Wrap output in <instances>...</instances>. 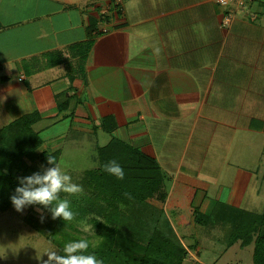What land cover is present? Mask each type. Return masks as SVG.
<instances>
[{
	"label": "crops",
	"instance_id": "crops-1",
	"mask_svg": "<svg viewBox=\"0 0 264 264\" xmlns=\"http://www.w3.org/2000/svg\"><path fill=\"white\" fill-rule=\"evenodd\" d=\"M257 4L223 25L227 8L215 0H0V126L37 110L43 145L74 144L72 158L111 137L138 148L161 170L167 195L159 205L177 229L182 206L193 221L195 209L208 214L206 224L223 206L258 213L264 4ZM82 41L92 43L78 68L69 46ZM57 50L62 62L35 64Z\"/></svg>",
	"mask_w": 264,
	"mask_h": 264
},
{
	"label": "trees",
	"instance_id": "trees-1",
	"mask_svg": "<svg viewBox=\"0 0 264 264\" xmlns=\"http://www.w3.org/2000/svg\"><path fill=\"white\" fill-rule=\"evenodd\" d=\"M91 43L92 41H82L69 46L73 56H78V68L85 61ZM45 55L47 65H55L64 60L60 50ZM24 68L27 74L31 72L26 64ZM39 118V112L33 110L0 126V211L12 204L10 197L20 186L18 178L36 172L43 173L37 162L49 168L53 165L47 163L48 156L55 157L59 164H64L61 162L62 157L64 162L72 160L71 147L74 144H63L52 149L42 147L44 140L40 131L33 127ZM110 119L112 120L111 117H105L104 123ZM113 127V122L104 125V129L109 132ZM91 148L94 150V155L91 154L92 158L96 157L98 164L86 169L80 178L83 192L77 195L60 194L62 199L70 201V208L75 214L74 219L64 221L62 218H57L54 220L55 224L52 223L46 228L35 226L37 231L52 239L59 248L58 254L61 255L64 254L63 247L67 242L87 239L89 248L85 254H94L98 259L103 260L104 264H179L183 250L173 239L175 234L171 222L162 206L151 204L147 200L150 198L155 199V203H162L167 195L163 175L153 157L114 137H111L106 144H93ZM67 149L70 154L66 152ZM113 160L124 170L122 180L104 170V165ZM101 197H105V201L109 198L126 197L141 203L142 208L147 207L150 212L154 210L151 213L161 214L157 220L161 225L166 226L167 231L151 233L147 238L141 233L135 238L126 235L125 228L133 227V223L139 221L138 211L136 212L138 220H133L134 215L131 212L112 210L110 205L98 199ZM236 210L238 209L233 206H223L216 212L219 219L229 220L235 225L228 237V244H232L240 237L239 230H248L249 234L255 232L253 263L264 264V210L260 215L249 214L250 218L238 222L237 220L241 219L245 212ZM49 214L51 215L50 212ZM193 216L198 223H205L208 219V214L201 213L197 209L193 211ZM76 223L89 226L94 235L102 239L93 243L91 235L75 236L72 231L76 229L78 231Z\"/></svg>",
	"mask_w": 264,
	"mask_h": 264
},
{
	"label": "rangeland",
	"instance_id": "rangeland-1",
	"mask_svg": "<svg viewBox=\"0 0 264 264\" xmlns=\"http://www.w3.org/2000/svg\"><path fill=\"white\" fill-rule=\"evenodd\" d=\"M257 1L258 6L264 4V0ZM35 64L47 65L43 62L42 58L39 61L36 60ZM9 104L6 103V107H9ZM57 128L60 129L61 124H57L51 129L57 130ZM107 138L105 134H102L100 141L103 142ZM58 145L49 144L48 146L52 149L58 147ZM42 147H45V145H42ZM78 151V154H75L69 162H64V157H62L61 162L64 164L60 165L71 176L72 182L80 185V178L84 174V171L97 166L98 160L96 157L92 158V155H94L92 148L81 146ZM37 163L43 172L47 169L42 163ZM61 194H63L62 196L68 195L66 193ZM104 198L98 199L102 203L110 205L112 210L131 212L134 215L133 220H138L136 219V212L138 211L139 221L134 222L133 227L128 226L125 228L126 235L135 238L137 234L141 233L144 238H147L151 233L167 231L166 226L161 225L159 220H157L161 214L158 215V212L151 213L154 210L150 212L147 207L142 208L141 203L127 199L126 197L109 198L108 202ZM147 200L151 204L159 205V202L155 203V199L149 198ZM37 209H40V211H37ZM185 209L186 207L182 206L180 211L182 213H178L175 217L176 212H170L171 216L177 219L176 224L179 228L177 229L171 224L175 234V238L173 239L176 240L183 250L179 264H254L252 251L254 247L253 235L255 232L249 234L248 230L236 228V230H239L240 237L232 244H228L227 240L232 232V228H235L234 224L226 219L220 221L217 213L211 217L207 224H200L193 221L188 213L183 212ZM263 210L264 207L258 213L253 214L260 215ZM41 211L45 216L44 222L40 220ZM165 215L167 216L166 213ZM240 218L237 222L250 218V215L246 214ZM52 223L55 224L49 212L39 206H29L20 213L11 204L7 209L0 211V264H43V261L47 260V255L43 254V252L48 248L58 252L59 248L52 239L47 238L44 233L42 234L37 231L35 226L46 228V226H50ZM75 226L78 227V231L77 229L72 231L75 236L87 237L91 235L90 238L93 243L102 239L94 235L93 230L89 226L82 223H76ZM249 239L251 240L248 241Z\"/></svg>",
	"mask_w": 264,
	"mask_h": 264
},
{
	"label": "clouds",
	"instance_id": "clouds-1",
	"mask_svg": "<svg viewBox=\"0 0 264 264\" xmlns=\"http://www.w3.org/2000/svg\"><path fill=\"white\" fill-rule=\"evenodd\" d=\"M47 163L53 165L43 173L36 172L27 177H20L15 194L10 197L11 203L17 212L22 213L29 206H42L51 213L52 219L62 218L71 221L75 214L70 208V201L62 199L60 194L77 195L83 192L82 186L72 182V178L61 167L53 156H48ZM104 170L118 179L124 178L123 168L115 161L104 165ZM40 211V209H37ZM40 220L44 222L45 216L40 212ZM89 248L87 239L67 242L63 247V255L48 248L43 254L47 260L43 264H104L94 254H85Z\"/></svg>",
	"mask_w": 264,
	"mask_h": 264
},
{
	"label": "built area",
	"instance_id": "built-area-1",
	"mask_svg": "<svg viewBox=\"0 0 264 264\" xmlns=\"http://www.w3.org/2000/svg\"><path fill=\"white\" fill-rule=\"evenodd\" d=\"M218 4L225 6L227 8V11L225 13V16L223 18L222 24L226 25L230 21L231 15L235 12V10H246L249 8L250 2L252 0H215ZM115 5H119L121 3V0H114ZM105 12V9L103 10V13Z\"/></svg>",
	"mask_w": 264,
	"mask_h": 264
}]
</instances>
